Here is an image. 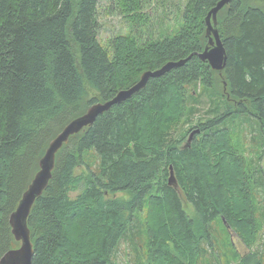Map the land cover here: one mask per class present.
<instances>
[{"label":"trees","instance_id":"16d2710c","mask_svg":"<svg viewBox=\"0 0 264 264\" xmlns=\"http://www.w3.org/2000/svg\"><path fill=\"white\" fill-rule=\"evenodd\" d=\"M98 1L0 0V257L19 245L9 216L49 142L145 70L200 52L208 43L204 18L218 0H188L174 34L139 43L130 30L107 44L98 38ZM150 1L113 0L110 11L140 26ZM217 30L227 55L222 71L194 54L63 144L27 219L31 264H113L123 238L136 264H198L205 243L215 249L207 226L218 216L254 245L250 164L223 122L249 115L264 132V0H232L218 12ZM201 93L212 116L186 127ZM171 170L176 186L168 184Z\"/></svg>","mask_w":264,"mask_h":264},{"label":"rangeland","instance_id":"374dc122","mask_svg":"<svg viewBox=\"0 0 264 264\" xmlns=\"http://www.w3.org/2000/svg\"><path fill=\"white\" fill-rule=\"evenodd\" d=\"M112 1H98V38L103 44H107L108 39L113 34H124L130 30L139 43L158 40L164 36L174 34L182 24L184 5L188 0H151L146 6V9L151 11L149 19L144 20L139 24L140 26L137 25L135 27L124 16L118 14L116 8L113 7L112 11H110ZM92 93L96 95L95 91H92ZM198 98H200V102L197 105L195 113L192 114L191 122L189 124L187 123L186 127L196 124L198 119L205 120L209 116H212V113L209 111L212 104L206 98V95L202 94ZM223 123L228 124L235 149L242 152L248 164H250L247 170L249 173L250 189L255 196V216L259 230L254 245L251 248L246 247L234 232H230L222 216L215 217L207 226L210 240H212L215 249L209 250L211 247L205 243L208 251L204 252L201 260H198V264H242L240 262L241 255L246 253L248 254L243 264H264L263 127L261 124L258 126L252 117L244 114L238 117L228 118ZM178 131H183V128H179ZM190 133L189 135H184L181 139V144H185ZM88 159L91 161L90 156ZM83 171L84 168L81 167L76 170V173H82ZM108 196L111 197L113 195ZM116 196L127 197L123 193H117ZM182 207L190 218L196 219L197 214L191 203L183 200ZM199 232L202 235L205 234L204 231L199 230ZM111 260L113 264H136V252L131 243H128V240L123 238L112 254Z\"/></svg>","mask_w":264,"mask_h":264},{"label":"water","instance_id":"95a60500","mask_svg":"<svg viewBox=\"0 0 264 264\" xmlns=\"http://www.w3.org/2000/svg\"><path fill=\"white\" fill-rule=\"evenodd\" d=\"M231 1L232 0H218L207 12L205 16V32L208 37V43L200 52H193L187 58L177 61H167L154 70H145L141 73L139 79L131 86L119 90L110 99L97 101L91 104L83 113L71 119L49 142L38 161V170L33 175L26 190L22 193L16 208L9 216L12 236L19 245L16 248L7 250L0 257V264H31L34 248L27 219L34 202L43 193L51 179L52 171L55 166L56 153L61 149L63 144L66 143L70 136L91 126L98 116L109 111L112 106L129 99L134 93L143 89L149 78L160 76L174 67L183 65L194 54L199 57L201 61H206L213 70L220 72L225 68L227 55L217 30V14ZM198 132V129L192 130L187 142L189 143L193 135ZM172 179L173 172L171 170L168 177V184L173 183V185L176 186L175 181Z\"/></svg>","mask_w":264,"mask_h":264},{"label":"bare ground","instance_id":"6f19581e","mask_svg":"<svg viewBox=\"0 0 264 264\" xmlns=\"http://www.w3.org/2000/svg\"><path fill=\"white\" fill-rule=\"evenodd\" d=\"M204 22H205V18H204ZM206 25V24H205ZM205 28H206V26H205Z\"/></svg>","mask_w":264,"mask_h":264}]
</instances>
